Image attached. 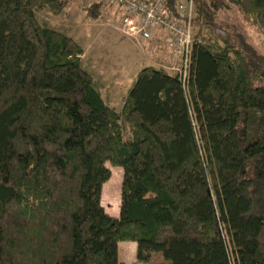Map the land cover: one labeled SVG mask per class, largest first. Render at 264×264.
<instances>
[{"label":"trees","instance_id":"obj_1","mask_svg":"<svg viewBox=\"0 0 264 264\" xmlns=\"http://www.w3.org/2000/svg\"><path fill=\"white\" fill-rule=\"evenodd\" d=\"M64 2L0 0V264H123L120 239L155 264H264V52L219 19L264 36V0H194L184 80L144 64L119 109L38 14Z\"/></svg>","mask_w":264,"mask_h":264},{"label":"rangeland","instance_id":"obj_2","mask_svg":"<svg viewBox=\"0 0 264 264\" xmlns=\"http://www.w3.org/2000/svg\"><path fill=\"white\" fill-rule=\"evenodd\" d=\"M48 24L66 31L83 46L81 58L90 70L103 98L120 108L127 88L136 71L144 64L161 66L172 72L177 64L164 38H131L121 29L122 7L105 0H65L54 15L47 9L38 12ZM219 19L225 24L239 27L256 48L264 52V36L245 20L235 6L224 9ZM164 37V36H163ZM110 175L103 183L101 203L105 210L117 215L119 210L122 167L106 161ZM110 213V212H108ZM136 242L131 239L117 241L118 259L123 264H155L154 258L139 261L135 256Z\"/></svg>","mask_w":264,"mask_h":264},{"label":"built area","instance_id":"obj_3","mask_svg":"<svg viewBox=\"0 0 264 264\" xmlns=\"http://www.w3.org/2000/svg\"><path fill=\"white\" fill-rule=\"evenodd\" d=\"M122 7L120 25L131 38L146 39L163 31L177 64L171 66L184 80L194 39V0H105Z\"/></svg>","mask_w":264,"mask_h":264},{"label":"crops","instance_id":"obj_4","mask_svg":"<svg viewBox=\"0 0 264 264\" xmlns=\"http://www.w3.org/2000/svg\"><path fill=\"white\" fill-rule=\"evenodd\" d=\"M158 36V35H157ZM164 36V35H163ZM163 36H161L162 38H164ZM104 183V182H103ZM103 183H102V189H103ZM102 192V191H101ZM107 211V210H106ZM108 212H110V214H113V213H111L112 211H108Z\"/></svg>","mask_w":264,"mask_h":264}]
</instances>
